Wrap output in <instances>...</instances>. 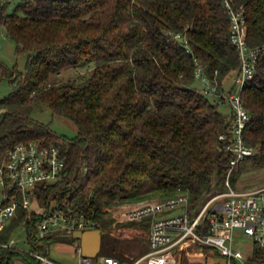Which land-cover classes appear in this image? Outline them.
I'll use <instances>...</instances> for the list:
<instances>
[{
  "label": "trees",
  "instance_id": "obj_1",
  "mask_svg": "<svg viewBox=\"0 0 264 264\" xmlns=\"http://www.w3.org/2000/svg\"><path fill=\"white\" fill-rule=\"evenodd\" d=\"M232 1L245 10L248 45L264 43V0ZM4 7L0 25L26 60L23 71L0 60V82L11 87L0 98V156L18 142L37 140L57 146L65 164L59 179L36 188L39 210L19 204L0 230V244L23 224L31 248L46 255L53 234L38 241L36 224L55 203L97 221L103 233L114 228L107 210L120 203L186 194L187 211L195 215L209 194L227 189L226 179L234 184L237 167L264 168V55L240 92L250 116L243 139L256 151L229 175L234 153L219 135L228 131L232 108L220 112L223 102L194 85L196 62L209 78L217 71L220 89L238 71L223 0H22L10 13ZM178 33L188 47L175 39ZM90 62L86 73L56 80L64 68ZM36 103L70 119L76 134L59 135L36 120ZM151 219L116 227L149 232ZM119 251L113 247L107 255L122 262ZM263 257L264 246H254L250 258ZM12 259L43 264L0 245V264Z\"/></svg>",
  "mask_w": 264,
  "mask_h": 264
},
{
  "label": "built area",
  "instance_id": "obj_2",
  "mask_svg": "<svg viewBox=\"0 0 264 264\" xmlns=\"http://www.w3.org/2000/svg\"><path fill=\"white\" fill-rule=\"evenodd\" d=\"M223 3L231 23L230 38L238 52V71L233 74L231 86L224 89L218 87L217 71L209 78L199 62H196L194 76L199 89L205 95L215 98L219 103L228 101L231 105L232 116L229 118L228 131L219 135V139L224 142L223 148L234 153L229 175L238 161L256 151L254 146L246 144L243 139V131L250 116L243 106L240 92L254 76L258 60L264 55V43L249 46L246 40L244 8L235 7L232 0H223ZM174 37L188 47L185 37L179 33ZM233 86L237 90L230 92L229 89ZM64 164L57 146L42 145L37 140L18 142L0 156V230L15 215L19 204L24 207L31 205L38 186H45L60 178ZM225 183L227 189L212 194L195 215H190L187 211L186 194L114 206L111 217L119 222L152 217L149 249L130 264H180L176 253L187 251L193 245L213 247L226 257L227 264L233 259L241 261L243 254L232 248L235 230L251 237L259 246H264V185L247 191H237L230 187L228 179ZM175 208L181 211L170 213ZM168 211L169 213L164 214ZM98 226L97 221L86 217L82 212L55 203L38 220L35 236L39 241L52 234H71L75 230L97 229ZM37 244L40 245L39 242ZM0 245L25 251L40 263L54 264L35 249L24 250L13 237ZM75 245L79 264H91L92 257L83 255L79 240L75 241ZM187 254H191V251H187ZM102 264L123 263L111 255H105Z\"/></svg>",
  "mask_w": 264,
  "mask_h": 264
},
{
  "label": "rangeland",
  "instance_id": "obj_3",
  "mask_svg": "<svg viewBox=\"0 0 264 264\" xmlns=\"http://www.w3.org/2000/svg\"><path fill=\"white\" fill-rule=\"evenodd\" d=\"M22 0H0V8L5 5L3 11L5 13H10L14 10L16 5ZM0 60H2L8 67H12L16 64L18 70L23 71L26 55L17 54L15 52V42L7 36L5 29L0 25ZM92 66V63H83L82 65L74 67H66L61 73L56 76V80L64 81L69 78L76 76L77 74L86 73L89 68ZM233 74L230 75L225 81L224 85L228 88L231 85ZM198 87V83H194ZM11 90V87L8 85L7 81L1 80L0 82V98L6 95ZM237 87L233 86V91H236ZM218 109L222 113H229L231 106L228 101H224L218 106ZM32 116L39 121L47 123L49 127L57 134L64 135L66 137H73L76 132V126L72 123L70 119L63 115L52 114L49 108L44 103H36L34 106V111ZM236 179L233 185H230L231 188L237 191H247L259 186L264 185V168H254L251 166L243 165L242 167L236 170ZM214 194V193H212ZM209 194L207 199L212 195ZM161 200L159 198H146L144 200ZM121 204V203H120ZM112 205L108 211L107 216L111 217L113 214ZM33 208L39 210L37 201L35 198L32 200ZM179 208L171 210L170 213L179 212ZM169 213L166 212L164 214ZM119 221L113 219V229L108 233L101 234V247L97 254L91 258V264H102L103 257L108 253H111L113 247L120 249L118 255L122 258L121 261L123 264H130L136 258L145 254L149 249V232L137 231L135 228L128 227H116V224ZM122 223V222H120ZM56 233L53 234L47 244L46 248V257L52 261L54 264H79V258L76 254V245L71 234L68 233ZM103 236V237H102ZM11 237L15 238L17 244H19L24 250L30 249L32 246L27 239V234L25 231V226L23 224L18 225L12 232ZM254 246H259L254 243L251 237L244 235L241 231L235 230L233 232L232 248L234 250H239L243 257L240 260L233 259L229 264H264V257L262 259L250 258L248 252L254 249ZM197 247L194 245L189 247L187 251L196 250ZM186 250L177 252L180 256V264H227L228 261L226 257L218 255L214 252L213 249L209 251H203L202 255H190L187 254ZM15 260H11L10 264H15ZM27 263V262H26ZM19 264H25L21 262Z\"/></svg>",
  "mask_w": 264,
  "mask_h": 264
},
{
  "label": "water",
  "instance_id": "obj_4",
  "mask_svg": "<svg viewBox=\"0 0 264 264\" xmlns=\"http://www.w3.org/2000/svg\"><path fill=\"white\" fill-rule=\"evenodd\" d=\"M101 234L102 230L89 229V230H75L71 233V236L80 241L81 250L83 255L93 257L97 254L101 246ZM251 252L249 251L248 254Z\"/></svg>",
  "mask_w": 264,
  "mask_h": 264
},
{
  "label": "crops",
  "instance_id": "obj_5",
  "mask_svg": "<svg viewBox=\"0 0 264 264\" xmlns=\"http://www.w3.org/2000/svg\"><path fill=\"white\" fill-rule=\"evenodd\" d=\"M62 235H64V234L62 233ZM203 253L204 252H202V250H193V251H191V254L190 255H193V256L194 255H197V256H199V255H202ZM76 254H77V252H76ZM176 257L178 259V262L180 263V256H179V254L176 253ZM78 258H79V256H78Z\"/></svg>",
  "mask_w": 264,
  "mask_h": 264
}]
</instances>
